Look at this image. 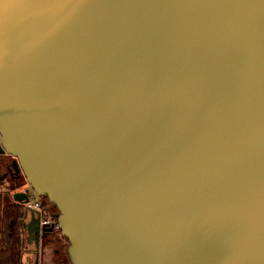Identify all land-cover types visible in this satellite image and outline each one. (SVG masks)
<instances>
[{"label":"water","instance_id":"95a60500","mask_svg":"<svg viewBox=\"0 0 264 264\" xmlns=\"http://www.w3.org/2000/svg\"><path fill=\"white\" fill-rule=\"evenodd\" d=\"M0 152L70 264H264V0H0Z\"/></svg>","mask_w":264,"mask_h":264},{"label":"trees","instance_id":"16d2710c","mask_svg":"<svg viewBox=\"0 0 264 264\" xmlns=\"http://www.w3.org/2000/svg\"><path fill=\"white\" fill-rule=\"evenodd\" d=\"M42 199L46 213L52 214L49 207L54 208L47 199ZM24 206L17 202H8L0 211V264H21L24 242ZM57 233L46 231L43 234ZM60 235V234H59ZM60 238H63L60 236ZM66 240V239H65Z\"/></svg>","mask_w":264,"mask_h":264},{"label":"rangeland","instance_id":"374dc122","mask_svg":"<svg viewBox=\"0 0 264 264\" xmlns=\"http://www.w3.org/2000/svg\"><path fill=\"white\" fill-rule=\"evenodd\" d=\"M4 204L5 200L0 199V208H2ZM49 208L52 211H55L54 208ZM27 214H29V212H27ZM59 234H41L39 247L36 249L34 242L35 235H32L31 238H29L30 234L28 230H24L22 264H35V256L33 254H37L38 264H70L65 253V247L68 242L67 240L60 238L61 235Z\"/></svg>","mask_w":264,"mask_h":264},{"label":"flooded vegetation","instance_id":"af4514ba","mask_svg":"<svg viewBox=\"0 0 264 264\" xmlns=\"http://www.w3.org/2000/svg\"><path fill=\"white\" fill-rule=\"evenodd\" d=\"M28 185L15 158L0 152V199L5 200L6 204L12 199L11 193L14 190L24 191Z\"/></svg>","mask_w":264,"mask_h":264},{"label":"built area","instance_id":"2783aa9c","mask_svg":"<svg viewBox=\"0 0 264 264\" xmlns=\"http://www.w3.org/2000/svg\"><path fill=\"white\" fill-rule=\"evenodd\" d=\"M24 191L26 192L28 198L26 201H23V206L38 212L40 233H44L46 231L60 232V226L57 218L52 214L46 213L41 197L36 194L30 185H28ZM48 228L49 230L45 231V229Z\"/></svg>","mask_w":264,"mask_h":264},{"label":"crops","instance_id":"0c3cea01","mask_svg":"<svg viewBox=\"0 0 264 264\" xmlns=\"http://www.w3.org/2000/svg\"><path fill=\"white\" fill-rule=\"evenodd\" d=\"M9 201L11 202H14L12 199L10 200L9 199ZM0 211H1V208H0ZM31 217H30V215L29 214H27L26 215V217L23 219V223H28L29 222V220H31L30 219ZM24 230L26 231L27 230V228H24ZM24 234V233H23ZM29 238H31V235H29ZM28 239V238H27ZM34 256H35V264H38V260H37V254H33ZM22 256H23V253H22ZM22 264V263H21Z\"/></svg>","mask_w":264,"mask_h":264}]
</instances>
